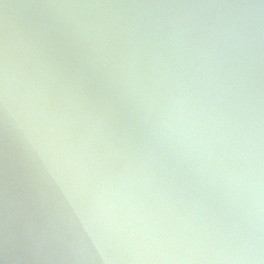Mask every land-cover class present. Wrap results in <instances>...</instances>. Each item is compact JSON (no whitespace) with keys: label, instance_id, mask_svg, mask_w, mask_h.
<instances>
[{"label":"water","instance_id":"95a60500","mask_svg":"<svg viewBox=\"0 0 264 264\" xmlns=\"http://www.w3.org/2000/svg\"><path fill=\"white\" fill-rule=\"evenodd\" d=\"M0 264H264V0H0Z\"/></svg>","mask_w":264,"mask_h":264}]
</instances>
